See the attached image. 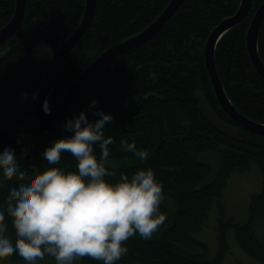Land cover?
I'll use <instances>...</instances> for the list:
<instances>
[{"label": "trees", "instance_id": "trees-1", "mask_svg": "<svg viewBox=\"0 0 264 264\" xmlns=\"http://www.w3.org/2000/svg\"><path fill=\"white\" fill-rule=\"evenodd\" d=\"M169 1L96 0L89 28L57 69L48 96L50 110L56 109L65 91L96 57L147 27ZM263 1L251 0L246 17L219 38L214 61L232 105L245 117L264 124V79L246 49L250 21ZM239 4L240 0H184L153 37L108 59L94 73L55 132H40L31 108L32 97L43 85L52 56L79 25L85 0H26L19 28L0 44L4 53L0 55V132L21 143L22 150L15 154L22 168L43 171L51 167L42 153L50 142L72 134L64 129L65 121L81 111L95 121L97 109L113 118L104 129L105 137L115 141L107 161L138 158L122 150L121 139L134 141L138 150L149 153L145 161L107 164L117 172L113 179L121 172L131 177L137 170L151 168L163 186L159 207L166 214L165 222L150 239L139 234L129 238L124 244L127 253L116 264H222L232 234L246 254L264 262V238L257 233L264 221V136L241 128L220 105L205 66L203 45L198 44L233 15ZM15 6L16 0H0V29L11 20ZM258 54L264 63V20L258 32ZM197 93L216 117L238 129L241 140L220 133L206 120ZM3 149L0 147V152ZM210 150L220 153L222 166L215 181L201 188L210 169L195 160ZM57 166L77 170L69 153L61 154ZM253 166L261 172V189L250 196L247 219L235 221L224 215L222 193L233 174ZM6 197L7 187L0 190V205L6 204ZM215 203L220 212L215 227L217 253L212 256L208 245L194 234L202 230ZM6 220L11 231V220L7 216ZM9 257L23 260L18 254ZM48 257L50 264H55L54 258ZM74 264L103 262L85 257Z\"/></svg>", "mask_w": 264, "mask_h": 264}, {"label": "clouds", "instance_id": "clouds-1", "mask_svg": "<svg viewBox=\"0 0 264 264\" xmlns=\"http://www.w3.org/2000/svg\"><path fill=\"white\" fill-rule=\"evenodd\" d=\"M43 109L50 114L47 99ZM94 115L98 119L90 121L81 111L65 121L64 129L72 134L44 149L51 167L43 171L22 168L11 148L0 152V190L7 187L6 204L0 205V261L18 254L26 264H37L45 256L55 264H74L85 257L116 264L127 253L129 238L139 234L150 239L165 222L159 207L163 186L151 168L131 177L121 172L113 179L117 172L107 160L115 141L104 132L113 118L99 109ZM120 144L124 152L148 159L149 153L138 150L134 141L121 139ZM62 153L75 159L76 171L57 166ZM13 180L14 185L7 184Z\"/></svg>", "mask_w": 264, "mask_h": 264}, {"label": "water", "instance_id": "water-1", "mask_svg": "<svg viewBox=\"0 0 264 264\" xmlns=\"http://www.w3.org/2000/svg\"><path fill=\"white\" fill-rule=\"evenodd\" d=\"M184 0H170L163 11L152 21L147 27L141 30L139 33L133 37L117 43L105 51H103L98 57H96L88 67L72 82L71 86L65 91L62 99L60 100L58 106L54 111L50 110V114H46L43 109V104L45 99L48 98L55 78L56 70L58 69L61 61L67 55V53L73 48V46L80 40L84 33L89 28L92 18L96 9V0H85V9L82 19L76 29L69 35V37L59 46L55 55L53 56L49 66L47 68L46 77L43 82L42 87L34 94L35 99L32 98L31 108L34 111L38 127L40 132L50 131L55 132L58 124L62 121L65 116L68 107L72 103L75 96L78 94L83 85L94 75V73L110 58L122 53L132 47H135L141 43L146 42L151 37H153L161 27L168 21L169 18L178 10ZM26 0H16V6L14 14L11 20L0 29V44L5 42L9 37H11L16 30L19 28L21 21L23 19L25 10ZM251 6V0H240V4L236 12L223 19L209 34L206 41L199 42V45H203V56L205 66L210 77L211 83L213 85L216 97L223 107V109L228 113V115L235 121L237 125L241 128L264 136V124L251 120L244 115H242L230 102L227 97L223 86L220 82L219 76L216 71L214 52L215 46L219 38L230 28L239 24L247 15ZM264 20V1L255 11L247 33H246V49L249 58L254 65L256 71L264 79V64L261 61L258 54V32L262 21ZM194 47V44L190 46ZM197 102L199 108L206 118V120L220 133L231 137L235 140H241L242 135L238 129L234 126L228 125L222 120H220L216 115L210 110L206 101L200 93L196 94ZM58 136V133H56ZM0 147L11 148L14 152H20L22 150V145L14 138L7 136L0 132ZM28 155L25 156V162L28 163ZM195 162L197 164L206 165L209 167L210 172L201 182L200 187L204 188L211 185L217 178L221 166L222 157L218 151L210 150L204 151L197 155Z\"/></svg>", "mask_w": 264, "mask_h": 264}, {"label": "rangeland", "instance_id": "rangeland-1", "mask_svg": "<svg viewBox=\"0 0 264 264\" xmlns=\"http://www.w3.org/2000/svg\"><path fill=\"white\" fill-rule=\"evenodd\" d=\"M138 159L139 158H134L125 161L110 160L107 161V164L112 166H124L132 164ZM261 183L262 175L257 166H253L247 172L233 174L222 193L221 205L223 206L224 215L226 217H233L235 221L246 220L250 196L252 193L258 192L261 189ZM219 212V207L215 203L208 213L206 224L202 230L194 234L197 239L208 245L212 256L217 253L215 227ZM229 233L231 235L232 231L229 230ZM257 233H260L264 238V221L259 223ZM228 242L230 249L222 261V264H264V262L258 261L246 254L235 242L233 234L228 237ZM0 264H26V262L24 260L15 261L7 257L0 261ZM37 264H50L49 257L45 256L44 260L37 261Z\"/></svg>", "mask_w": 264, "mask_h": 264}, {"label": "bare ground", "instance_id": "bare-ground-1", "mask_svg": "<svg viewBox=\"0 0 264 264\" xmlns=\"http://www.w3.org/2000/svg\"><path fill=\"white\" fill-rule=\"evenodd\" d=\"M262 22H263V21H262ZM261 24H262V23H261ZM5 25H6V24H5ZM10 38H11V37H10ZM202 49H203V48H202ZM55 53H56V52H55ZM55 53H54V55H55ZM67 54H68V53H67ZM54 55H53V56H54ZM53 56H52V58H53ZM64 58H65V57H64ZM64 58H63V60H64ZM51 60H52V59H51ZM63 60H62V61H63ZM62 61H61V63H62ZM50 62H51V61H50ZM61 63H60V65H61ZM263 64H264V63H263ZM84 70H85V69H84ZM84 70H83V71H84ZM46 72H47V71H46ZM56 72H57V70H56ZM55 75H56V73H55ZM45 77H46V75H45ZM44 80H45V79H44ZM88 81H89V80H88ZM88 81H87V82H88ZM87 82H86V83H87ZM86 83L83 85V87L86 85ZM70 86H71V85H70ZM70 86H69V87H70ZM83 87H82V88H83ZM82 88H81V89H82ZM81 89H80V90H81ZM213 90H214V89H213ZM47 101H48V98H47ZM68 108H69V107H68ZM67 110H68V109H67Z\"/></svg>", "mask_w": 264, "mask_h": 264}]
</instances>
